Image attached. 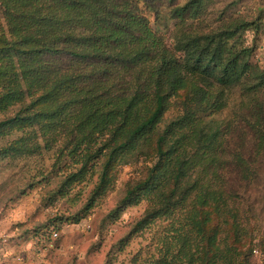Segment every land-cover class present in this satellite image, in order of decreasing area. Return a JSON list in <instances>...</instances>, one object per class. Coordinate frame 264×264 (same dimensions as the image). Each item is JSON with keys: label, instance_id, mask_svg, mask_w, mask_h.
Here are the masks:
<instances>
[{"label": "trees", "instance_id": "obj_1", "mask_svg": "<svg viewBox=\"0 0 264 264\" xmlns=\"http://www.w3.org/2000/svg\"><path fill=\"white\" fill-rule=\"evenodd\" d=\"M175 1L0 0V114L20 106L0 138L21 133L0 157L41 155L63 136L81 165L69 180L107 157L91 206L122 154L156 137L148 176L116 209L147 201L139 230L170 221L149 264H238L235 245L249 236L238 191L257 182L264 156V68L241 38L260 25L238 18L200 32L184 25L212 0ZM163 9L183 26L173 43L148 17ZM181 93L177 116L157 131ZM228 111L230 120L216 118ZM238 129L244 150L226 161V136Z\"/></svg>", "mask_w": 264, "mask_h": 264}, {"label": "rangeland", "instance_id": "obj_2", "mask_svg": "<svg viewBox=\"0 0 264 264\" xmlns=\"http://www.w3.org/2000/svg\"><path fill=\"white\" fill-rule=\"evenodd\" d=\"M187 1L176 0L174 6ZM162 11L159 20L151 13L148 17L153 29L173 43L177 29L183 26L169 19L167 9ZM238 18L259 22L260 31L256 34L248 30L241 42L255 48L253 62L264 68V0H212L200 18L190 19L184 26L209 33ZM183 97L181 93L172 100L157 131L162 132L177 116V104ZM19 110L18 105L0 114V122L14 117ZM216 118L228 121L232 113L228 111ZM20 135L0 138V150ZM243 136V129L232 130L226 136V161L231 159L230 153L244 150ZM155 138L151 141L145 137L135 149L122 154L110 171L109 189L91 206L88 204L94 199L107 157L82 180H69L81 165L76 164L78 155L75 159L69 156L75 146L66 145L63 136L56 144L44 143L41 155L20 160L0 157V264H149L157 255L158 242L170 221L157 220L149 228L139 230L136 225L149 209L147 201L120 212L116 209L127 191L148 176ZM81 151L85 153L86 146L79 154ZM256 169L257 182L248 187L240 185L238 191L241 208L247 212L249 233L242 245H235L238 264H264V156L259 158ZM77 216L81 221L72 223L71 219ZM53 230L58 233L57 238L52 237Z\"/></svg>", "mask_w": 264, "mask_h": 264}, {"label": "built area", "instance_id": "obj_3", "mask_svg": "<svg viewBox=\"0 0 264 264\" xmlns=\"http://www.w3.org/2000/svg\"><path fill=\"white\" fill-rule=\"evenodd\" d=\"M52 237H53V238H57V237H58V233L55 232V230L52 231Z\"/></svg>", "mask_w": 264, "mask_h": 264}]
</instances>
